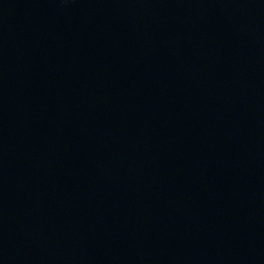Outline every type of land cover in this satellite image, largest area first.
Segmentation results:
<instances>
[{"label":"water","instance_id":"obj_1","mask_svg":"<svg viewBox=\"0 0 264 264\" xmlns=\"http://www.w3.org/2000/svg\"><path fill=\"white\" fill-rule=\"evenodd\" d=\"M0 264H264V0H0Z\"/></svg>","mask_w":264,"mask_h":264}]
</instances>
